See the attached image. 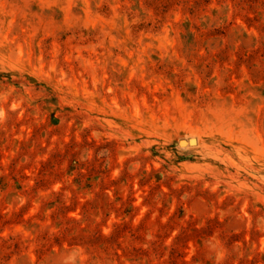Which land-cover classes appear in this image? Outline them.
<instances>
[{
	"label": "rangeland",
	"instance_id": "rangeland-1",
	"mask_svg": "<svg viewBox=\"0 0 264 264\" xmlns=\"http://www.w3.org/2000/svg\"><path fill=\"white\" fill-rule=\"evenodd\" d=\"M0 264H264V0H0Z\"/></svg>",
	"mask_w": 264,
	"mask_h": 264
},
{
	"label": "water",
	"instance_id": "water-1",
	"mask_svg": "<svg viewBox=\"0 0 264 264\" xmlns=\"http://www.w3.org/2000/svg\"><path fill=\"white\" fill-rule=\"evenodd\" d=\"M183 142V141H182Z\"/></svg>",
	"mask_w": 264,
	"mask_h": 264
}]
</instances>
